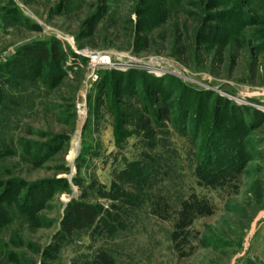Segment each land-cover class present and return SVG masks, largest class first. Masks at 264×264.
Returning a JSON list of instances; mask_svg holds the SVG:
<instances>
[{
    "label": "rangeland",
    "instance_id": "1",
    "mask_svg": "<svg viewBox=\"0 0 264 264\" xmlns=\"http://www.w3.org/2000/svg\"><path fill=\"white\" fill-rule=\"evenodd\" d=\"M101 256L264 264V0H0V264Z\"/></svg>",
    "mask_w": 264,
    "mask_h": 264
},
{
    "label": "trees",
    "instance_id": "2",
    "mask_svg": "<svg viewBox=\"0 0 264 264\" xmlns=\"http://www.w3.org/2000/svg\"><path fill=\"white\" fill-rule=\"evenodd\" d=\"M18 55H19L18 58L20 59L18 60L19 67L23 63L28 62L30 58H34V57L36 59L38 58L43 63L47 62L48 65H51L52 63L61 65V63H63L64 60L62 54H59L55 49V47H51L50 50L47 52L45 50H38L36 48H28V49L26 48L24 49L23 52H21ZM15 70L16 69L12 71L15 72ZM15 73L16 75H18V72ZM11 79L13 83H16L19 80L18 77L16 78L13 77ZM161 114L163 117V121L169 119L166 110L162 109ZM222 178L223 177L220 176L218 179H222ZM98 211L99 209L94 208L90 205H86L84 203H75L70 205L62 219L63 230L67 234H72V232L74 231H80L86 228H92L96 222ZM101 259L103 260L102 261L103 264H112V262L105 257L101 256Z\"/></svg>",
    "mask_w": 264,
    "mask_h": 264
},
{
    "label": "built area",
    "instance_id": "3",
    "mask_svg": "<svg viewBox=\"0 0 264 264\" xmlns=\"http://www.w3.org/2000/svg\"><path fill=\"white\" fill-rule=\"evenodd\" d=\"M88 60H89V63H91L90 68H92V70L97 67L105 66L110 61L108 56H104L99 53L89 54Z\"/></svg>",
    "mask_w": 264,
    "mask_h": 264
},
{
    "label": "bare ground",
    "instance_id": "4",
    "mask_svg": "<svg viewBox=\"0 0 264 264\" xmlns=\"http://www.w3.org/2000/svg\"><path fill=\"white\" fill-rule=\"evenodd\" d=\"M76 149V148H75ZM76 151V150H75ZM75 151L72 153V155H74Z\"/></svg>",
    "mask_w": 264,
    "mask_h": 264
}]
</instances>
